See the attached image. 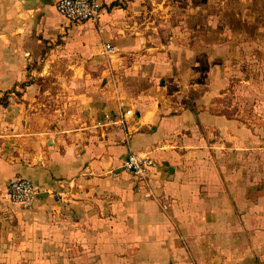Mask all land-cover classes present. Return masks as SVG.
<instances>
[{"label": "crops", "instance_id": "obj_1", "mask_svg": "<svg viewBox=\"0 0 264 264\" xmlns=\"http://www.w3.org/2000/svg\"><path fill=\"white\" fill-rule=\"evenodd\" d=\"M99 1L93 22L69 20L56 0H0V38L60 86L0 102V264H264V172L228 152L258 135L207 109L168 111L150 94L166 64L147 43L148 1ZM4 62L3 93L39 85L24 82L21 59ZM129 151L154 158L144 179L121 167ZM15 176L42 191L34 207L7 203ZM245 227L253 236L228 235Z\"/></svg>", "mask_w": 264, "mask_h": 264}, {"label": "rangeland", "instance_id": "obj_2", "mask_svg": "<svg viewBox=\"0 0 264 264\" xmlns=\"http://www.w3.org/2000/svg\"><path fill=\"white\" fill-rule=\"evenodd\" d=\"M147 1L142 17L148 25L147 43L160 46L158 62L166 64L165 70L155 75L151 96L162 101L168 111L194 106L241 121L258 135V141L253 145L248 139L244 148L232 147L229 156L236 158L242 152L247 172L256 171L260 160L264 172V0ZM24 39L22 47L31 49L34 43L29 37ZM14 41L0 38V67L5 58L16 57L22 62L28 58L21 48L19 52L8 49ZM146 61L143 56L141 62L148 67ZM24 64V82L37 81L39 85L32 91L30 86L18 85L14 93H8L14 86H7L3 93L4 85H0V99L11 94L19 103L28 101L21 97L23 93L36 92L45 98L58 92L60 86L44 83L42 69H34L40 65L37 59ZM142 84L141 80L135 87L140 89ZM53 195L60 198L61 193ZM6 200L25 208L9 197ZM228 235L253 236V230L230 229Z\"/></svg>", "mask_w": 264, "mask_h": 264}, {"label": "built area", "instance_id": "obj_3", "mask_svg": "<svg viewBox=\"0 0 264 264\" xmlns=\"http://www.w3.org/2000/svg\"><path fill=\"white\" fill-rule=\"evenodd\" d=\"M55 9L71 21H93L97 22L100 16L101 3L99 0H56ZM105 50L112 52L113 45L105 43ZM131 108H125L119 118L125 122L128 116L133 115ZM155 160L146 152L129 151L122 159L121 167L139 178H145L154 165ZM42 191L34 181L27 176H15L7 186V194L11 201L25 207L35 206ZM54 194L53 192H49ZM56 192L55 194H59Z\"/></svg>", "mask_w": 264, "mask_h": 264}, {"label": "trees", "instance_id": "obj_4", "mask_svg": "<svg viewBox=\"0 0 264 264\" xmlns=\"http://www.w3.org/2000/svg\"><path fill=\"white\" fill-rule=\"evenodd\" d=\"M112 3L116 4V3H118V1H113ZM0 102H1V103H6V102H7V100H6V98H4L3 100H2V99H0Z\"/></svg>", "mask_w": 264, "mask_h": 264}, {"label": "water", "instance_id": "obj_5", "mask_svg": "<svg viewBox=\"0 0 264 264\" xmlns=\"http://www.w3.org/2000/svg\"><path fill=\"white\" fill-rule=\"evenodd\" d=\"M162 83H163V81H162ZM41 194H39V196H40Z\"/></svg>", "mask_w": 264, "mask_h": 264}]
</instances>
